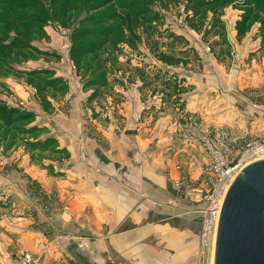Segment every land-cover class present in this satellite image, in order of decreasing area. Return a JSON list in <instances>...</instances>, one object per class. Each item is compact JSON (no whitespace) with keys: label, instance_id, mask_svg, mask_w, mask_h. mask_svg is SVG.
Returning a JSON list of instances; mask_svg holds the SVG:
<instances>
[{"label":"crops","instance_id":"crops-1","mask_svg":"<svg viewBox=\"0 0 264 264\" xmlns=\"http://www.w3.org/2000/svg\"><path fill=\"white\" fill-rule=\"evenodd\" d=\"M240 11L231 7L224 16L235 51L247 39L238 41L234 33ZM43 30L44 40H58L53 25ZM34 46L40 55H50L49 49ZM198 49L192 47L201 56L198 70L189 64L170 69L174 82L181 79L177 100L175 93L162 96L154 80L149 89L143 76H133L126 66L119 67L118 82L102 86L112 85L117 97L103 93L98 98L99 88L85 89L77 81L78 87L57 56L42 57L39 67L34 65L38 60H29L20 71L24 76L0 77V102H19L34 111L31 123L39 127L40 137H53L56 151L67 153L61 160L44 157L36 162L23 147L0 151V264H17L22 249L35 255L34 264H199V228L194 232L184 225L187 213L194 211L185 205L189 201L182 179L190 181L201 172L204 154L197 141L183 137L188 120L182 124L162 113L166 101H173L174 106L181 103L179 115L196 118L201 129L219 123L227 127L234 123L233 107H240L241 100L232 83L236 73L216 61L207 68ZM123 54L120 59L135 56L133 68H144L151 79L158 73L142 65L143 51L124 49ZM149 59L153 62V56ZM42 69L48 70L47 79L62 78L67 89L62 93L61 83L46 88L50 111L28 80L30 70ZM172 119L171 127L160 129L159 123ZM173 138L183 143L182 153ZM187 141L196 146V155Z\"/></svg>","mask_w":264,"mask_h":264},{"label":"rangeland","instance_id":"rangeland-1","mask_svg":"<svg viewBox=\"0 0 264 264\" xmlns=\"http://www.w3.org/2000/svg\"><path fill=\"white\" fill-rule=\"evenodd\" d=\"M132 1L135 4H139V0ZM187 2L188 0L146 1V5L144 6L146 9L144 13L146 21H143L141 26L137 28L135 36L126 34L127 42L119 41L109 36L106 39L107 42L102 45L99 50H96L98 53L94 51L90 54L83 55L80 61V66L76 64L74 57L70 54L71 34L74 29H78V17H75L72 21H70L67 27H63L60 23H58V21H47L45 23V25L50 24L56 28L58 40L55 43H52V41L50 42V39L44 40L47 37L45 36L44 30L41 31L40 28L33 29V33L26 35L23 39V34H19L16 41L22 47H24L26 43L31 46H34V43H37L40 49L46 51L49 49L50 55L48 54L46 56L51 57L52 60H54L56 56L60 57L58 59L59 64H61L60 66H63L65 71H69V73H71V80H73L78 87L79 83H82V87L85 89L90 87L99 88L97 90L98 98H102L103 93L111 95L112 97H117L115 93L116 89L113 88L112 85L106 87L102 86L105 81H109L111 83L118 82L120 78L119 75H116V73L119 74V67L126 66L131 68L130 71H132L133 76H135V74L143 76L144 84H147L149 89L151 82L153 85L154 80V85L159 86L157 88H159V92L160 94L162 93V96L167 97L175 93V100H177L180 96L179 93L181 92L179 89L181 79L179 80L176 78L174 82L171 74L172 71L170 69H172L173 65L185 66L189 64L194 66V69L198 70L199 64H201V56H199L197 51L199 50L198 48H200V51L203 53L202 57L208 65L207 68H210L213 64L212 62L216 61L217 63H222L228 72L231 70L234 74L236 73L231 77H236L237 79L234 78L235 80L232 81V78L230 81L235 84L237 90L239 91L237 94H239L241 105L240 107H233L234 112L232 119H235V121L232 125L225 124L228 125L227 128L233 131L238 141H249V139H251L253 141L264 143V13L256 14V20L250 25L248 31L240 36L237 35V28L239 26L237 21L240 18L241 11L238 13L239 17L234 22L235 37L238 41H240L244 36H247V39L245 40L246 45L242 48L239 47V50L235 51L232 49V45L228 42L227 36L229 28L226 25L224 16L225 11L231 7L237 10L241 9L233 4H228L225 7L218 9L215 13L209 8L204 9L202 11V15H200L201 18H194L193 22L195 24L192 26L188 23V19L192 15V11L185 8ZM96 11H101V13L97 16L104 18L106 17L104 15H113V13L121 12L122 9L118 6V2L114 0L111 4H108ZM107 23L106 27L118 29L119 22L117 20L108 19ZM0 29L1 36H4L0 39V41L2 40L8 43L13 39V37H15L14 35L16 32L10 29L7 25L1 26ZM116 33L112 36L117 35ZM89 39H91V37L83 40V43L87 44ZM129 40L130 42H128ZM189 41L192 44L197 43L198 47L192 44V46L189 45ZM206 46L209 47V50H206ZM192 47L197 49V51H195L196 53L192 52ZM36 49L27 48L23 50V52L14 54L15 58L10 57L8 60L4 59L0 63V71L5 67V64L10 65L11 70L7 72H0V77L14 74L24 76L25 73H20V71L26 70V63L29 60H38L34 65L39 67V62L42 57L46 56L40 55ZM124 49L131 50V52H134V50L139 52L143 51L144 54H142V57L144 55L146 56H144V60H140L143 63L142 65L148 67L147 71H150L151 67H155V69L158 70V73L156 72L151 79V74L146 72L144 68H133V66H137L134 60L135 56H128L130 58H127V60H124L123 58V60L120 59V57H124ZM232 50L233 53H230ZM4 54L5 53H1L0 55L4 56ZM150 55L153 56V62L149 59L151 58ZM209 60H212L211 63ZM137 62L139 63V61ZM107 68H109V72L107 71ZM239 75L243 77L238 78ZM100 76H102V78H100ZM180 76H183L182 73H180ZM89 80L90 82H88ZM32 85L37 92L36 85ZM46 91L47 89L45 90L44 95L43 93H40V99L38 96L37 97L42 107L46 111H50L53 107L49 105L50 101L47 98ZM50 91L52 92V90ZM60 91L62 93L66 92L65 90ZM58 94L60 93H57V95ZM166 102H169V105L164 108L162 114H171L175 116L177 122L182 124L187 120L193 123L194 120L198 122L196 118L191 117L190 119H185L183 116L179 115L181 103L174 106L173 101ZM6 105L17 108L19 112L13 114L12 118L8 120L9 124H6L4 120H0L1 152H5L14 145L15 147H23L25 148V152L29 154L31 160L36 162L42 161L44 157L51 159L57 158L58 160H61L67 156V153L64 150L58 149V151H56L55 139L53 137H40L39 127L31 123L33 117L30 121L27 119H20L23 111H30L33 116L34 111L25 109L26 107L23 109V105L19 102L14 105ZM172 121L173 119L167 124L159 123L160 129L171 127L173 125ZM217 125H221V123ZM171 140L172 142H175V144H180V147L183 145V143L177 138H173ZM190 140L198 142V140H195L194 138H191ZM187 142L189 151L192 152V155H196L194 151L196 146L194 143L189 144V141ZM198 147L201 148L199 142ZM45 151H47V154L44 153ZM182 152L183 150L181 147L179 148V153ZM238 155L239 153L237 156ZM206 175V172L202 169L201 172L196 174V176H192L190 181L193 180V182H198L201 177L204 179ZM194 198L196 200H190L185 204L194 212L187 213L190 218L187 219L186 224L184 225L195 232L197 225L199 228L201 220V214L196 211V208L202 205L203 200L199 199V201H197L198 196H195ZM210 259L211 253H209L204 260H199V264H210Z\"/></svg>","mask_w":264,"mask_h":264},{"label":"trees","instance_id":"trees-1","mask_svg":"<svg viewBox=\"0 0 264 264\" xmlns=\"http://www.w3.org/2000/svg\"><path fill=\"white\" fill-rule=\"evenodd\" d=\"M116 1L122 11L113 13V15L108 14L109 16L104 15L106 17L102 18L97 16L101 11L96 10L111 4L114 0H0V28L7 25L16 32L15 37L10 42L0 41V54L5 53L4 56L0 55V63L4 59L15 58L14 54L23 52L27 48L36 49L35 46L28 45V43L22 47L17 43L16 38L19 37V34H23V39L26 35L33 33V29L36 28H40L42 31L47 21H58L63 27H67L75 17L79 18L78 29H74L71 34L70 47V54L78 66H80L84 54L99 50L107 42L106 39L109 36L127 42L126 34L135 36L137 28L141 26L143 21H146L144 6L149 0H139V4H135L132 0ZM228 4H233L241 9L240 18L237 21L239 25L237 28L238 36L248 31L250 25L256 20V14L264 13V0H188L185 8L192 11L188 23L194 26V18L200 17L204 9L209 8L215 13ZM108 19L117 20L119 22L118 29L106 27ZM115 33L117 35L112 36ZM3 37L0 32V39ZM88 37L91 39L87 41V44H84L83 40ZM36 50L38 53H42L39 49ZM9 70H11L10 65L5 64L0 72ZM46 73H48L46 69L30 70L27 73L29 82L36 85L39 93H43L48 86H52L54 83H61L62 86L60 85L61 87L59 86L58 89H66L62 78L47 79ZM18 112L17 108L0 102V120H4L6 124H9L8 120ZM32 117L33 114L30 111H23L20 119L30 121Z\"/></svg>","mask_w":264,"mask_h":264},{"label":"built area","instance_id":"built-area-1","mask_svg":"<svg viewBox=\"0 0 264 264\" xmlns=\"http://www.w3.org/2000/svg\"><path fill=\"white\" fill-rule=\"evenodd\" d=\"M205 48L209 50L208 46ZM182 133L185 139L198 140L205 159L203 171L207 175L204 179L201 177L198 182L182 179L186 200H194L195 196H198L197 201L203 200L202 205L196 208L201 214L198 230V256L201 261L212 249L220 206L228 184L245 164L264 157V143L251 139L238 141L232 130L219 125L201 129L195 120L194 123L189 121ZM179 168L185 177L183 166ZM16 257L17 264H34L36 261L35 255L28 249H22Z\"/></svg>","mask_w":264,"mask_h":264},{"label":"water","instance_id":"water-1","mask_svg":"<svg viewBox=\"0 0 264 264\" xmlns=\"http://www.w3.org/2000/svg\"><path fill=\"white\" fill-rule=\"evenodd\" d=\"M212 264H264V157L245 164L227 186Z\"/></svg>","mask_w":264,"mask_h":264},{"label":"bare ground","instance_id":"bare-ground-1","mask_svg":"<svg viewBox=\"0 0 264 264\" xmlns=\"http://www.w3.org/2000/svg\"><path fill=\"white\" fill-rule=\"evenodd\" d=\"M212 251H213V245H212V249H211V252H210L211 253V259H210L211 263L210 264H212Z\"/></svg>","mask_w":264,"mask_h":264}]
</instances>
